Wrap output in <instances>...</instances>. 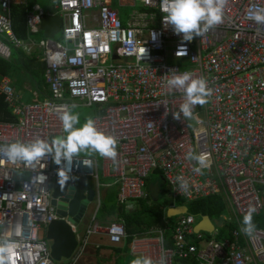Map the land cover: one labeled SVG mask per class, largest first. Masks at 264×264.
Masks as SVG:
<instances>
[{
    "label": "built area",
    "instance_id": "built-area-1",
    "mask_svg": "<svg viewBox=\"0 0 264 264\" xmlns=\"http://www.w3.org/2000/svg\"><path fill=\"white\" fill-rule=\"evenodd\" d=\"M13 1L0 0V57L11 58L13 48L39 49L50 93L35 89L24 103L11 78L1 77L0 93L15 120L0 121V145L51 141L65 135L60 106L95 107L97 129L118 141L116 162L75 155L60 166L71 169V179L95 180L100 202L101 167L118 185L121 205L146 198L158 171L169 186V208H188L176 216L170 235L162 227L135 235L133 256L154 264H264V229L253 219L264 213V27L247 18L264 0H227L222 23L190 42L164 23L166 0H59L63 42L38 43L15 35ZM116 5L135 8L128 23ZM45 16L40 6L28 10L31 36ZM174 69L205 78L211 89L207 102L193 107V119L173 117L184 101L182 90L166 83ZM189 153L207 156L209 166ZM57 170L51 156L32 168L0 153V264H80L92 236L104 233L115 245L128 238L123 223L102 227L94 217L82 236L73 227L78 245L68 261L54 260L46 234L60 219L53 205ZM41 172L45 184L35 181ZM181 180L187 182L183 194ZM211 195L222 196L225 211L218 221L210 218L211 232L196 230L204 217L191 214L188 202ZM250 207L254 230L248 235L241 229Z\"/></svg>",
    "mask_w": 264,
    "mask_h": 264
},
{
    "label": "clouds",
    "instance_id": "clouds-1",
    "mask_svg": "<svg viewBox=\"0 0 264 264\" xmlns=\"http://www.w3.org/2000/svg\"><path fill=\"white\" fill-rule=\"evenodd\" d=\"M226 3L227 0H166V6L162 9L166 14L163 20L165 24L172 27L175 34L181 35L183 41L190 42L222 23ZM247 18L258 26L264 27V6L250 7ZM169 72L172 75L166 79L167 85L172 89L182 90L184 95L179 111L173 113L174 119H181V115L184 118L193 119V107L197 104H205L206 98L211 95L207 80L203 77L194 78L189 72H176L175 69ZM75 107V105H62L57 109L65 135L53 138L51 141L37 138L28 143L15 141L0 145V153L6 154L7 159L13 164L23 163L32 168L35 167L36 162L51 156L58 166L57 182L61 185L71 178L68 175L71 169L60 167L62 161L70 162L73 156L81 152L98 153L116 162L117 139L98 130L91 117L80 125L79 114L72 111ZM189 158L197 161L201 167H207L210 164L208 157L203 154L189 153ZM47 180V175L42 172L35 177V181L40 184H45ZM180 188L183 194V191L187 189V182L181 180ZM254 211L255 209L250 207L243 217L241 230L248 235H251L254 230L252 223ZM131 264H154V261L148 257H138L133 259Z\"/></svg>",
    "mask_w": 264,
    "mask_h": 264
},
{
    "label": "trees",
    "instance_id": "trees-1",
    "mask_svg": "<svg viewBox=\"0 0 264 264\" xmlns=\"http://www.w3.org/2000/svg\"><path fill=\"white\" fill-rule=\"evenodd\" d=\"M30 3V5L28 3L24 6L13 5L12 7L13 31L22 41H26L30 37L27 29L26 17L28 10L32 7L34 2L31 1ZM39 33L42 32L40 31ZM37 61L36 54L30 56L23 50L16 49V55H14L13 52L11 59L6 60L0 57V79L2 76L6 75L12 80L15 77L16 83H23V77L21 78L19 75H21L22 72H25L29 75L28 77L31 78V83L34 89L40 90L44 93H50V86L46 83L44 70L42 71L40 68L41 65L35 66L36 64H39V61ZM13 120H15V117L12 115L8 103L5 101V95L0 93V121ZM149 181L148 196L146 198L135 200L138 204L136 205V209L132 211L126 209L125 204H118L114 194H108L104 200L102 199L100 209L103 215L102 221L104 219L107 220V217H114L115 219L113 222L123 223L126 231H128L129 236L124 240L125 245L123 248L116 249L119 252L123 250L130 254V244L132 243L134 236L137 234H145L156 227L166 229V236L171 234V229L175 219L174 217H168L167 211L169 206L173 204V200L171 198L161 199V194L158 199H153L151 197L149 186L151 182ZM164 182L166 181L164 180ZM158 183L160 185V182ZM188 206L189 212L198 218L208 216L209 218L215 220L220 218L225 211V203L220 195H211L194 201H189ZM253 219H258L254 223L255 226L264 228V222H262L264 220V213Z\"/></svg>",
    "mask_w": 264,
    "mask_h": 264
},
{
    "label": "water",
    "instance_id": "water-1",
    "mask_svg": "<svg viewBox=\"0 0 264 264\" xmlns=\"http://www.w3.org/2000/svg\"><path fill=\"white\" fill-rule=\"evenodd\" d=\"M62 19L58 15H47L41 23V31L45 38L55 39L61 32ZM87 180L69 179L61 185L55 182L53 193V205L56 206L60 219L51 224L46 237L52 242V257L61 261L69 259L78 245L77 235L73 227H78L92 209L96 200L95 188L87 191ZM151 197L158 199L162 189L158 182L150 184ZM186 205L174 206L167 211L168 217H176L186 214ZM214 228L210 218L204 217L196 226V230L211 232Z\"/></svg>",
    "mask_w": 264,
    "mask_h": 264
},
{
    "label": "crops",
    "instance_id": "crops-1",
    "mask_svg": "<svg viewBox=\"0 0 264 264\" xmlns=\"http://www.w3.org/2000/svg\"><path fill=\"white\" fill-rule=\"evenodd\" d=\"M30 2L31 1L28 0L29 5L31 4ZM13 5H22V6H24L26 4L23 3V0H14L13 3H12V7H13ZM56 5H57V3L54 5L53 10L43 9L44 12H45V14H46V16L47 15H57ZM34 6H40V8H41V5L37 1H34V4H32V7L29 10H31ZM0 12H2L1 9H0ZM27 29H28V26H27ZM28 32H29V30H28ZM29 36H30L29 39L26 40V41H23V42L27 43V42H29L31 40H34L37 43L40 42V41L35 40L33 38V36H31L30 33H29ZM34 47H37V46H34ZM12 54H13V52H12ZM26 54L27 55H30V56L36 54L37 60L39 61V63L40 62L42 63V65L40 66V68L42 69V71L44 70V63H43V61H41L42 53H41V51L39 49L36 48L32 52L26 53ZM9 59H11V58H9ZM9 59H6V60H9ZM35 66H39V65L36 64ZM22 75H23V83H16L15 77L13 78V80L11 79L12 80V86H13V88L15 90V94L17 95V97L19 98V100L26 101L25 100V98H26L25 96H27L28 95V92H29L31 94L30 96H31V100H32L33 91L35 89L33 88V85L31 83V78L28 77L29 75L26 74L25 72H22ZM27 103H29V102H27ZM99 161H101V160H99ZM106 179H109V182L105 185L104 190L102 191V197H101V199L104 200L107 197L108 194L109 195L110 194H114V196H116V199H117V196H118V185L115 184V183H113V180L112 179H110V178H106ZM98 203L99 204L100 203L102 204V201H100ZM125 205H126V209H128V210H131L132 211V210L136 209V205H135V203L133 201H130L129 203H126ZM93 209L94 208L91 209L90 213L87 215V217H85V219L88 218L91 213H93ZM99 210H100V208H99ZM99 210H98V212H99ZM110 219L111 220L112 219L114 220L115 218L114 217L108 218V221ZM211 220H213V219H211ZM218 220H220V218L215 219L213 221H218ZM254 220L257 221L258 219H254ZM91 221L90 222H86L87 223V225H86L87 227H86V229L82 233L81 232L79 233V231H80L79 228H80L81 224L79 225V228L77 227V231H78V235L79 236H82V235L85 234V232L88 230L89 226L91 225ZM105 221H107V220L104 219L103 221H101V224L104 223ZM262 222H264V220ZM98 224H100V223H98ZM262 229H264V228H262ZM102 235L105 236L104 233H101V234H96V235H94V236L91 237L90 243L88 244L87 250H86L84 256L82 257L80 264H126V263H123V262L120 261V256L121 255L128 254V253H126L123 250L121 252H119V251L116 250L117 248H123V246L125 245L124 242L121 243V244H119V245H115V244H112L108 240L109 243H106L105 241H103Z\"/></svg>",
    "mask_w": 264,
    "mask_h": 264
},
{
    "label": "rangeland",
    "instance_id": "rangeland-1",
    "mask_svg": "<svg viewBox=\"0 0 264 264\" xmlns=\"http://www.w3.org/2000/svg\"><path fill=\"white\" fill-rule=\"evenodd\" d=\"M30 1H33V2L37 1L41 5V8L46 9V10H53L54 5L59 2V0H30ZM115 8L120 10L121 15H122V21L125 24L128 23L130 14L135 10V8H133V7H124L123 8L119 5H116ZM33 38L37 41H41L44 37H43L42 33H38V34L33 35ZM55 40L59 41V42H63L62 34L61 33L57 34L55 37ZM13 52H14V55H16V48H13ZM38 65H42V63L40 62ZM19 76H21V78L23 77L22 74ZM30 95L31 94L28 92V95L25 96L26 101H22V102H24V103L30 102V100H31ZM75 106L76 107L74 109H72V111L74 113L79 114L80 125H82L86 121L87 118L91 117L94 120V118L96 117V108L95 107H89V106L83 105V104H76ZM80 125H77V127H80ZM78 156L96 157L99 160H101V156L98 153L81 152L80 154H78ZM99 181L102 185V188H101V194H102V191L104 190L105 185L109 182V179H106L103 177L101 167L99 169ZM149 182H151V183L160 182V185L162 184L161 185L162 191L160 193L161 194L160 198L161 199L169 198V195H170L169 186L166 182H164L161 173H158V172L153 173ZM95 187H96V181L91 179V178H88L87 182H86L87 191L92 189V188H95ZM101 201H102V199H101ZM133 202L135 203V205L138 204L136 201H133ZM92 208H94L93 213H91L88 218L84 219V221L81 223L80 228L78 226V228L80 229L79 233L80 232L82 233L86 229V227H87L86 222H90L94 216H95L97 223L101 224L103 215H102V212L99 210V208L101 209V203L99 204L97 199L93 201ZM98 210H99V212H98ZM106 219H107V221H105L104 223L101 224L102 227H107V225H109L110 222L114 221L113 219L112 220L110 219L108 221V217ZM174 219H176V217H174ZM102 239L106 243H109L106 236L102 235ZM136 258H138V257L133 256L131 254H125V255L120 256V261L123 263H126V264H131V261L133 259H136ZM67 261L68 260L65 258L61 260V262H63V263H66Z\"/></svg>",
    "mask_w": 264,
    "mask_h": 264
}]
</instances>
